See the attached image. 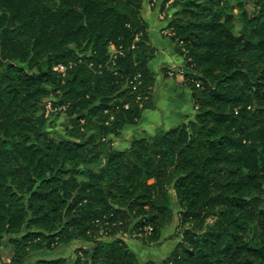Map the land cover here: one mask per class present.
Returning <instances> with one entry per match:
<instances>
[{"label":"trees","instance_id":"trees-1","mask_svg":"<svg viewBox=\"0 0 264 264\" xmlns=\"http://www.w3.org/2000/svg\"><path fill=\"white\" fill-rule=\"evenodd\" d=\"M144 1L0 0V252L9 247V264L76 241L93 249L73 264H156L117 237L157 242L173 205L180 241L161 264H264V0H248L238 31L230 0H149L160 15L174 10L165 38L184 63L194 115L115 150L155 108ZM61 115L65 133L50 132L48 118Z\"/></svg>","mask_w":264,"mask_h":264},{"label":"crops","instance_id":"crops-1","mask_svg":"<svg viewBox=\"0 0 264 264\" xmlns=\"http://www.w3.org/2000/svg\"><path fill=\"white\" fill-rule=\"evenodd\" d=\"M141 17L147 25L150 44L156 51L151 63V69L155 74L152 93L155 108L145 110L140 122L135 127L124 129L122 135L127 131L136 130L148 134H153L158 128L168 130L186 122L194 115L190 92L182 86V81L177 77H164L161 73V69L165 67L168 69L175 67L181 71L183 61L171 50V43L161 32L158 14L153 6H150L149 0H145L142 5Z\"/></svg>","mask_w":264,"mask_h":264},{"label":"rangeland","instance_id":"rangeland-1","mask_svg":"<svg viewBox=\"0 0 264 264\" xmlns=\"http://www.w3.org/2000/svg\"><path fill=\"white\" fill-rule=\"evenodd\" d=\"M171 3L172 1H168L166 7L170 6ZM244 9L247 12L251 13L253 11V5L248 0H230V12L235 17L236 31L239 30V23L237 18L240 16L241 12ZM155 10L158 14L159 6ZM173 14H174V10H168L167 12L164 13V15L163 14L160 15V13L158 14L159 15L158 17H160V19L163 20V17L166 18L162 23H160L159 21V24H160V28L162 27L164 36H166L167 38L171 36L170 31L167 29V25L172 19ZM170 47L171 50L175 52L176 45L171 43ZM111 51L112 48H110V52ZM170 70L174 72H180V70L179 69L177 70L175 67L170 68ZM182 76H178L177 78H179L182 81L183 80ZM180 101L182 100L180 99ZM48 119L49 122H51L48 125V130L50 132L59 133V134L65 133L67 122L64 116L62 115L58 117L51 116ZM137 134H138L137 130L136 132L135 131L125 132V135H122L123 141L115 140L113 142L114 149L124 150L128 145V139ZM172 211H173L172 222L161 231V237L157 242L143 246L142 244H140L137 236L134 233L133 234L128 233L125 234L124 236L119 235L117 238L121 239L123 242H125V244H127V246L130 248L133 254L136 255V257L140 260L141 263H145L147 261H153L156 264H161L173 251L176 244L180 241V237H176L177 229L179 228L178 217H177L178 210L176 206L173 205ZM92 249L93 247H91L90 245L76 241L69 244L68 246L60 247L52 252L41 251V252L33 253L27 258L26 264H34L38 260L51 261V260H60V259L65 261L67 260L68 264H73L77 251L78 252L87 251L88 254H91ZM8 251H9V247H7V245H4L0 252V260L3 264H9L10 262L8 259Z\"/></svg>","mask_w":264,"mask_h":264},{"label":"built area","instance_id":"built-area-1","mask_svg":"<svg viewBox=\"0 0 264 264\" xmlns=\"http://www.w3.org/2000/svg\"><path fill=\"white\" fill-rule=\"evenodd\" d=\"M154 2H155V0H154ZM54 70L57 71V72H59L60 74H64V72H65V69H64L63 66H57V67L54 68ZM182 74H183V71L182 70L180 72L170 71L168 73V76L170 78H176L178 76H182ZM50 107H51L50 104H47L46 110L49 111L50 110Z\"/></svg>","mask_w":264,"mask_h":264}]
</instances>
